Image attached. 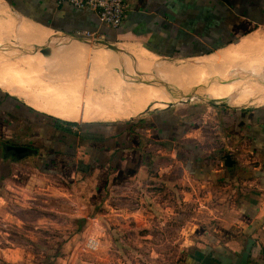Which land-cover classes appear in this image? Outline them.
I'll list each match as a JSON object with an SVG mask.
<instances>
[{"label": "crops", "instance_id": "obj_1", "mask_svg": "<svg viewBox=\"0 0 264 264\" xmlns=\"http://www.w3.org/2000/svg\"><path fill=\"white\" fill-rule=\"evenodd\" d=\"M0 2L19 21L67 38L82 50L109 53L111 64L129 63L144 80L152 76L151 70L158 72L157 86L165 93L168 76L174 81L183 75L191 78L196 67L169 70L160 65L202 58L207 62L226 54L238 60L233 55L257 45L261 38L253 36L264 28V0H126L124 19L116 29L101 24L89 9L58 0ZM80 32L94 37H79ZM181 88L168 100L192 97L169 101L127 122L81 125L20 101L0 87V142L32 152L0 159V215L8 214L5 197L12 192L51 194L48 197L58 204L72 196L76 210L71 221L87 219L85 234L93 227L103 232L99 208L110 193L138 182L157 164L174 165L196 189L207 191L208 211L197 212L188 244L173 264H241L243 254L245 264H264V95L239 96L240 105L233 106L230 97L214 102L198 98L203 91L198 87ZM148 97L163 101L161 92ZM225 156L232 167L224 166ZM158 173H167V168ZM69 252L63 256L70 257ZM110 253V260L81 264H120L112 259L113 249Z\"/></svg>", "mask_w": 264, "mask_h": 264}, {"label": "rangeland", "instance_id": "obj_2", "mask_svg": "<svg viewBox=\"0 0 264 264\" xmlns=\"http://www.w3.org/2000/svg\"><path fill=\"white\" fill-rule=\"evenodd\" d=\"M0 29L3 34H0L3 36L0 39V87L20 101L62 120L81 125L127 122L150 109L166 105L170 101L168 98L178 95L170 96L158 88L163 101H147L149 95L134 88V84L138 80L143 81L144 77L136 76L129 63L111 64L113 59L109 53L88 52L86 48L84 51L79 44L68 42L67 38L62 39L29 22L19 21L1 2ZM253 37L261 38L258 44L233 55L238 60L228 61L229 64L233 63L232 66L217 76L228 81L230 79L232 84L240 79L262 83L264 28ZM46 50L51 54L44 56L42 52L46 53ZM205 60L168 62L160 66H185L184 69L186 66L208 67ZM243 65L248 70H242L240 67ZM250 67H258L260 72L255 74ZM138 68L143 72L141 67ZM151 72L152 76H146L145 81L148 86L155 87L158 85V72ZM210 77L206 76L202 82L208 81ZM221 78H217L219 82L224 81ZM170 81L173 82V78ZM129 85L130 94L120 90ZM153 90L154 95H159L156 93L158 91ZM194 102L199 101L194 99ZM248 103L256 102L249 100ZM143 104L146 105L143 107ZM57 114L68 115L73 120L63 119ZM159 168L163 171L167 168V173L160 176ZM195 186L180 168L157 164L138 182L108 195L99 208L102 214L100 227L104 231L93 227L88 231L89 234L83 232L70 251V257L63 256L67 249L61 245L67 234L75 231L76 226L71 221L76 210L74 198L71 196L68 200L64 199L65 204H58L47 193H9L5 197L8 200L5 207L8 214L3 217L0 215V261L10 264H54L55 261L64 264L63 260L67 259L65 264H81L84 261L110 260L113 249L112 259H117L120 264H173L179 258V252L185 250L188 244V234L197 212L205 214L208 211L204 203L207 191L196 189ZM88 238L99 242L96 251L81 248ZM114 245H118L119 250Z\"/></svg>", "mask_w": 264, "mask_h": 264}, {"label": "bare ground", "instance_id": "obj_3", "mask_svg": "<svg viewBox=\"0 0 264 264\" xmlns=\"http://www.w3.org/2000/svg\"><path fill=\"white\" fill-rule=\"evenodd\" d=\"M26 32H28V31H26ZM2 37L3 36H0V39ZM4 37H6V36L4 35ZM248 43L249 42L247 41L246 44H248ZM103 53H105V52H103ZM231 56L232 55H230V54H226V55H223V56H220V57H216L213 60H209V61L205 62V63H207L206 65L208 67H205V66L204 67H200V66L196 67L195 72H192L191 73V75L193 74L194 77L191 76V78L190 77H187L185 75H183L182 77H175L176 75L175 76L173 75V77H175L176 79H175V81L171 82L170 79L172 77L170 78V76H168L167 77L168 78V82L165 85L166 86L165 87L166 88V92L167 93H170L169 95H174V94H177V93L179 94V92H180L179 90H180L181 86L183 87V89L186 88V87L187 88H196V87H198L199 89L203 90L202 92H200L201 94L198 96V98L200 97L202 99H207V100L214 101V102H226L225 97H230L229 98V100H230L229 103H231V104H239L240 101H239L238 97L239 96H243V95H248V96L249 95L250 96L251 95L252 96L258 95V97H262L264 95V80L261 81L262 83L258 84V83H253V81H252V83H250L248 81V79H243V80L240 79L239 82L232 84V83L229 82L230 79L228 81L227 79L225 80L224 78H221V77L217 76V75H222L224 73V70H226L225 68H229V67L232 66L231 64H233V63H230V64L228 63V61L230 62V60H232L231 59ZM107 59H109V58H107ZM223 62H226V64H222ZM239 62H241V61H239ZM220 65H224V66L218 68V66H220ZM241 67L243 68V66H241ZM250 68H252V67H250ZM252 70L253 71H256L257 69L253 68ZM170 73H172V72H170ZM258 73H259V71L256 72L255 74H258ZM206 76H209V77L211 76V77H210V79L208 81L202 82L206 78ZM214 76L219 77V79L220 78L221 79H224V81L219 82L218 80H216V78H212ZM255 80L256 79H254V81ZM201 82L204 83V85H201L200 84ZM176 84H177L178 87L176 86ZM134 85H133L134 88H137V89L139 88V92H141L142 94L143 93H144V95L147 94V96L149 94H153L154 95V93H152V90H153L154 87L153 86H148V83L145 80H143V81H139L138 80V82L135 83ZM161 85H162V83H161ZM130 86L131 85H129L128 88H126V86L121 87L120 90H125V92H127L128 94H130L131 93V90H129L130 89ZM157 88H158V86L156 87V90L158 91ZM190 90H192V89H190ZM153 91H155V90H153ZM156 93H159L160 94L159 91L156 92ZM135 95H137V92H136ZM139 96L141 98V95L140 94H139ZM59 115H61V114H59ZM61 116L65 117L64 115H61Z\"/></svg>", "mask_w": 264, "mask_h": 264}, {"label": "built area", "instance_id": "obj_4", "mask_svg": "<svg viewBox=\"0 0 264 264\" xmlns=\"http://www.w3.org/2000/svg\"><path fill=\"white\" fill-rule=\"evenodd\" d=\"M58 2L78 9H89L96 14L101 24L112 29L118 28L124 19L126 0H58ZM77 35L88 39L94 37L89 32H80ZM81 248L85 251H96L98 242L88 238L81 244Z\"/></svg>", "mask_w": 264, "mask_h": 264}, {"label": "water", "instance_id": "obj_5", "mask_svg": "<svg viewBox=\"0 0 264 264\" xmlns=\"http://www.w3.org/2000/svg\"><path fill=\"white\" fill-rule=\"evenodd\" d=\"M225 1V0H223ZM42 54L44 56H48L51 54V52L49 50H46V53H43ZM216 80H218L216 78ZM192 96L190 95H179L176 99L174 100H171L170 102H175V101H178V100H181L182 98H190ZM213 103V102H211ZM228 105V104H227ZM2 151H3V154L5 155H13L15 157H23V156H26V155H29L31 152V150L27 147H21V146H12V145H3L2 146ZM224 166L230 168L232 167L233 165V162L231 161L230 157L229 156H225L224 158ZM243 260H241V264H245V255L243 254Z\"/></svg>", "mask_w": 264, "mask_h": 264}, {"label": "trees", "instance_id": "obj_6", "mask_svg": "<svg viewBox=\"0 0 264 264\" xmlns=\"http://www.w3.org/2000/svg\"><path fill=\"white\" fill-rule=\"evenodd\" d=\"M64 125H66V126H70V127H74L73 124H66V123H64ZM64 130H65V129H64ZM67 132H68V131H67ZM2 146H3V145L0 146V159L3 158L2 154H1V147H2ZM91 213H92V215H91L90 217H93L94 214H95V209H93ZM88 223H89V221H88L87 219H82V220H76V221H73V224L76 226V230H75L74 232H72V233L70 234V236H67V237L65 238V240H64V243H66V244L68 243V246H69V247H66V249H67V253H68L69 251H71L72 248L75 247V245H76L77 241L80 239V237H81L83 231L88 227ZM64 243H63V244H64ZM63 244L61 245V247L63 246ZM70 249H71V250H70ZM53 259H54V258H53ZM53 259H52V261H53ZM49 263H50V262H49ZM49 263H48V264H49ZM0 264H4V263L0 261ZM54 264H55V261H54Z\"/></svg>", "mask_w": 264, "mask_h": 264}, {"label": "flooded vegetation", "instance_id": "obj_7", "mask_svg": "<svg viewBox=\"0 0 264 264\" xmlns=\"http://www.w3.org/2000/svg\"><path fill=\"white\" fill-rule=\"evenodd\" d=\"M1 154H2V156H8V157H13V158H16V157H15V156H13V155H5V154H3L2 147H1ZM18 158H21V157H18Z\"/></svg>", "mask_w": 264, "mask_h": 264}]
</instances>
